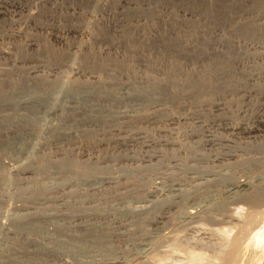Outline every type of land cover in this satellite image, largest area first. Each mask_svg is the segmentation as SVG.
<instances>
[{"label": "rangeland", "instance_id": "obj_1", "mask_svg": "<svg viewBox=\"0 0 264 264\" xmlns=\"http://www.w3.org/2000/svg\"><path fill=\"white\" fill-rule=\"evenodd\" d=\"M43 87L104 103L19 112L45 130L0 142V264L219 262L222 190L264 184V0H0V99Z\"/></svg>", "mask_w": 264, "mask_h": 264}, {"label": "bare ground", "instance_id": "obj_2", "mask_svg": "<svg viewBox=\"0 0 264 264\" xmlns=\"http://www.w3.org/2000/svg\"><path fill=\"white\" fill-rule=\"evenodd\" d=\"M60 90L61 89H59V92H60ZM43 91H44V93H43L44 97L41 96L42 97L41 99L40 98H37V99H34V98L33 99H26V98H24L20 101V100H18L19 99L18 97H17L18 99L14 98V97L11 98L10 95H9L10 97L8 99H0V110L10 109L14 115L13 116L14 121L12 122V120H11L10 121L11 124H9V125H8V123L5 124V122L0 121V142L1 143L7 142L9 139H12L13 141L15 140V146L19 150H22V147L31 148V146L33 145V142L31 143V140H33L32 138H34V137L38 138L39 136H41L44 133L43 131L45 129L43 131L41 130V129H43L42 128L43 125L40 122L29 121V119L27 120V117H25V116L21 117L20 113H19L20 111H24V112L28 111L30 113H36V112H39V110L43 109V111L49 113V115H50V113H51V115L53 113V114H57V116H59V117H62L63 115H65L64 113L68 112L69 114H71V116L72 115L75 116V114L79 115V110H80V108H82L81 106L89 108L90 106H92V105L88 104L90 102H94L93 105H95V103H97V102L104 103L103 101H101L99 99H94V98H90V99L87 98L86 100H82V99H78L77 97H70V98L68 97L66 99V102H65L66 104H63L64 102H62V104H61L60 100L58 98V92H56L50 88H44V87H43ZM65 93H66V90H65ZM21 97L23 98L24 96L21 95ZM146 99H148V98H146ZM125 112H127V111H125ZM47 113H45V114H47ZM126 115H128V114H126ZM127 117L128 116H125V114L120 115V119L121 118L122 119L127 118ZM129 118H130V116H129ZM11 119H12V117H11ZM247 133H250V131H248ZM52 134H54V133L52 132ZM35 140H37V139H35ZM155 191L152 190L151 192H148V194H150V196H151L152 194H154ZM222 193L226 197H231V198L236 197V199H237L234 201L235 205H237V206L233 205L235 207L232 210L233 212L230 213L231 212L230 211L229 212L230 214L229 213H227L225 215L223 214L224 216L221 220L223 222V224L227 223V225L228 224L233 225L232 227H233V229L236 228V231L233 233V232H231L232 231L231 229H230L231 231H229L227 228L226 229L228 231L226 229L220 230V232L224 231L223 236L221 237V235H222L221 234L220 237L222 238V240L224 237L225 249H224V252L221 251V252H223L222 254L220 253L221 257H219L220 258L219 262H215L213 260L211 262H215L216 264H245V262L243 263V261H246V260H242V256H243L242 254L244 251L246 252V250H247L251 254L252 252L253 253L254 252H257V253L260 252L261 253L262 250H264V237L259 236L256 243L253 242V229L258 227V225L262 221V218L264 217V212H263L264 209H263V211H261L262 209L260 210L259 209L260 207L257 206L259 204H261L262 206L264 205V204H262V203H264V184L261 182L258 184H254V183L252 184L251 181H248V180L238 181V182H235V183H232V184H229L228 186H226L225 189L222 190ZM222 198H223V196H222ZM220 202H219V204H220ZM222 203H223V201H222ZM226 204H227V200H226ZM239 204H241V206ZM242 204L249 205L248 206L249 208L244 209L243 208L244 206H242ZM213 206H215V205H213ZM218 206L222 210V208H223L222 205L221 206L218 205ZM262 206H261V208L264 207V206L263 207ZM225 208L226 207H224L223 210H225ZM223 210H222V212H224ZM197 215H198V213L196 211H192V210L185 213V217L187 219H194V218L196 219ZM208 215H209V213H208ZM224 219H227V220H224ZM208 221H210V219ZM230 232L232 233V235L231 236L229 235V237H227L228 233H230ZM216 236H217V234H216ZM224 241H223V243H224ZM221 247H223V246H221ZM222 250H223V248H222ZM247 254H248V252L246 253V257H247ZM262 254L263 253H261L259 256H257V259ZM198 255H200V258H202L201 254H198ZM250 256H249V258H250ZM193 257H194V255L192 256V258ZM140 258H142V257H140ZM195 258H197L196 255H195ZM198 258H199V256H198ZM254 258H255V256H254ZM243 259H245V258H243ZM247 260H249V259H247ZM141 261L143 262V260H141ZM141 261H140V263H141ZM205 261L206 260H204V263H206ZM204 263H202V264H204Z\"/></svg>", "mask_w": 264, "mask_h": 264}]
</instances>
